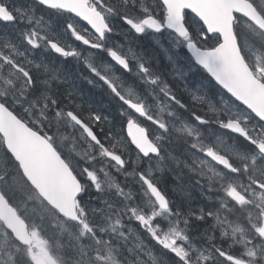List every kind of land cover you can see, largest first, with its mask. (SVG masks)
Segmentation results:
<instances>
[{
  "label": "snow or ice",
  "instance_id": "1",
  "mask_svg": "<svg viewBox=\"0 0 264 264\" xmlns=\"http://www.w3.org/2000/svg\"><path fill=\"white\" fill-rule=\"evenodd\" d=\"M0 264H264V0H0Z\"/></svg>",
  "mask_w": 264,
  "mask_h": 264
},
{
  "label": "rangeland",
  "instance_id": "2",
  "mask_svg": "<svg viewBox=\"0 0 264 264\" xmlns=\"http://www.w3.org/2000/svg\"><path fill=\"white\" fill-rule=\"evenodd\" d=\"M197 79H200L199 77H197Z\"/></svg>",
  "mask_w": 264,
  "mask_h": 264
}]
</instances>
